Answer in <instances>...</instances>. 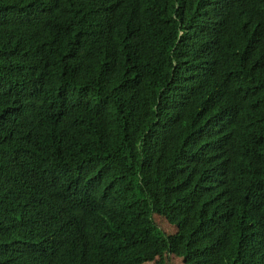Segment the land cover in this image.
Segmentation results:
<instances>
[{
  "label": "trees",
  "instance_id": "trees-1",
  "mask_svg": "<svg viewBox=\"0 0 264 264\" xmlns=\"http://www.w3.org/2000/svg\"><path fill=\"white\" fill-rule=\"evenodd\" d=\"M172 256L264 264V0H0V264Z\"/></svg>",
  "mask_w": 264,
  "mask_h": 264
},
{
  "label": "rangeland",
  "instance_id": "rangeland-1",
  "mask_svg": "<svg viewBox=\"0 0 264 264\" xmlns=\"http://www.w3.org/2000/svg\"><path fill=\"white\" fill-rule=\"evenodd\" d=\"M153 220L158 228L162 231L164 235H171L177 232V227L174 224H170L160 215H154ZM143 264H158L157 261L145 262ZM170 264H185L184 259L178 256H172L170 259Z\"/></svg>",
  "mask_w": 264,
  "mask_h": 264
}]
</instances>
